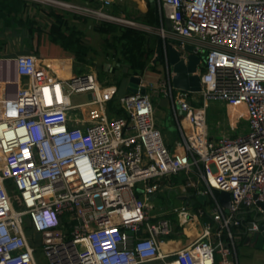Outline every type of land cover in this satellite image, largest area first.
<instances>
[{
    "label": "built area",
    "instance_id": "built-area-1",
    "mask_svg": "<svg viewBox=\"0 0 264 264\" xmlns=\"http://www.w3.org/2000/svg\"><path fill=\"white\" fill-rule=\"evenodd\" d=\"M55 1L77 14L131 23L102 10L112 0L98 8ZM156 1L170 22L161 36L191 43L204 64L200 106L189 91L159 86L183 111V143L167 147L148 91L119 94L97 73L59 75L51 60L19 54L15 77L0 79V264H39L38 249L48 264H234L230 227L246 209L253 213L246 231L264 230V0ZM78 94L87 101L73 103ZM114 97L123 115H109ZM209 100L242 105L247 131L210 138ZM85 106H94L89 115L74 113ZM181 171L195 173L193 186L202 181L207 196L228 191L231 205L224 212L213 197L206 211L216 229L207 222L193 240L162 253L173 223L150 197ZM172 211L182 228L204 214L181 205Z\"/></svg>",
    "mask_w": 264,
    "mask_h": 264
},
{
    "label": "crops",
    "instance_id": "crops-1",
    "mask_svg": "<svg viewBox=\"0 0 264 264\" xmlns=\"http://www.w3.org/2000/svg\"><path fill=\"white\" fill-rule=\"evenodd\" d=\"M137 6L141 12H145L147 9V0H137ZM29 3H26L25 0H0V62H14L15 58L19 54L24 53H32L38 57L45 58L51 60L52 66L56 69L59 75L64 74L65 70L70 71L74 69V58L67 53L66 51L60 49L59 47L55 46L52 43H48L47 40L40 41L38 43L37 40H34L29 33L24 31L25 29L21 26L20 23L17 22L16 18L25 11ZM31 8V7H30ZM33 8V6H32ZM166 27V25H165ZM170 39H163L160 38L158 41H161L164 44L171 43L176 41L172 39L170 36H167ZM39 44V45H38ZM189 47H193L190 43L188 44ZM39 51H38V50ZM200 57L201 55L197 53ZM156 57V52L155 56ZM154 58L151 60L150 64L155 63ZM157 62V61H156ZM161 65V67H159ZM157 67L160 69L159 72L150 70L146 68L144 72L141 74L142 83H145L148 88H151L154 91V96L158 97L159 94H162L164 97L168 99V101H164L160 103V99L155 104L153 103V113L156 125L159 127L164 142L170 150L179 149V144L183 143V137L181 133V129L179 127L180 121L182 120L183 112L179 111V106L173 105L172 99L169 95H165L161 88L159 87L162 81H165L166 86H168V81L165 74V68L163 66V61ZM70 69V70H67ZM164 69V70H163ZM201 71V70H200ZM96 73L95 71H92ZM163 74V75H162ZM124 78H122L123 80ZM104 80H111V77L104 78ZM121 85V86H120ZM118 87V93L123 94L127 93L128 91L125 89V84L120 82ZM120 88V89H119ZM202 100V98H201ZM196 101V100H195ZM221 104L224 105L226 108V118L229 122L230 132L221 129L217 126L210 129L209 136L212 139L220 137L222 134H229L231 136L237 135L240 132V128L247 131V120L245 117V110L244 107L238 106L239 110H236L235 107L227 105L223 101H219ZM194 104V102L190 101ZM217 106V104L215 105ZM207 109V108H206ZM217 111L216 107L211 110L210 114H214ZM235 112V114H234ZM206 119L208 123V130H209V121L207 117L206 111ZM214 126V125H213ZM0 164H1V155H0ZM184 172V171H183ZM182 172L177 173L175 175H171L162 180V185L160 191L157 192V195L154 199H152L153 204L156 207V212L161 213L162 210L167 209V205L162 202V204H156L155 199H158L162 193L165 192L168 188H174L178 190L179 193L186 192L188 189L186 187H191L196 193L197 191L204 190V184L201 182L197 183L198 185L193 186L192 183L196 181V174L195 173H186L188 181L191 180L190 185H184L173 181V176H179ZM195 175V178H194ZM174 183V185H173ZM191 191V190H190ZM175 197V196H174ZM163 206V207H162ZM162 207V208H161ZM209 211L211 207H206ZM211 217V215L209 214ZM207 223L206 220H203L201 216H197L192 222L185 223L184 227L179 229L176 235H184L185 238H173L168 240V242H173L171 246L163 247L161 243L160 251L162 253H169L171 251L177 250L187 244L189 241L193 240L199 233H201L203 225ZM182 227V226H181ZM32 235V233H31ZM234 239L236 242V247L232 250V258L234 260V264H264V248H257L254 244L247 241L245 243L244 238H241L240 235H235ZM166 260L164 259H156L149 261L143 264H166Z\"/></svg>",
    "mask_w": 264,
    "mask_h": 264
},
{
    "label": "trees",
    "instance_id": "trees-1",
    "mask_svg": "<svg viewBox=\"0 0 264 264\" xmlns=\"http://www.w3.org/2000/svg\"><path fill=\"white\" fill-rule=\"evenodd\" d=\"M75 3L87 4L92 7H100L102 2L101 0H67ZM27 3V2H26ZM111 4V3H110ZM122 11L124 17L133 21H140L148 25L157 27L165 26L164 23V14L163 11L159 8V5L156 0H147V9L145 12H141L138 8L128 9L126 5L122 6ZM69 15L57 11H48L47 16L51 18V22L47 30L40 28L38 26L29 25L28 33L30 36L37 40L38 43L41 41V35L44 33L46 36L45 41L52 43L60 49L66 51L74 58V68L77 72L86 71L85 68L80 65H87L92 63L93 59L96 56L103 55L105 58H110L115 60L121 65H126L128 70L126 72L121 70L122 76L116 82L117 85L120 84L121 79L125 78L132 74L141 75L146 68L150 70L159 72L158 65L162 62L157 61L153 64H150L151 60L155 56V43L160 37L154 34H146L142 30L119 24L116 22L108 20H92L86 15L77 14L74 12H69ZM17 22L25 28L28 21L25 22V19L22 20V17L19 16L16 18ZM92 21V22H91ZM34 22L32 19H29V23ZM33 24V23H32ZM89 30H92L95 33H98L101 36V47L98 49L95 45L89 43L86 40V35ZM36 31V33L34 32ZM39 45V44H38ZM38 50V49H37ZM39 51V50H38ZM118 67L114 66L111 72H114ZM164 70V69H163ZM106 74V75H105ZM107 73L98 67L97 77L103 83H110L106 78ZM109 78V77H107ZM108 113L109 115H123V109L119 106L117 98L114 97L108 102ZM181 176H178L177 183L186 185L188 182L187 174L181 171ZM175 176H173L174 178ZM195 178V175H194ZM188 191H193L191 187H186ZM218 190H214L216 194ZM215 205L214 198L208 194L206 202L204 204H197L194 209L201 208L204 210L202 214L203 220H206L213 225V228L216 229V224L209 216V213L206 211V207H212ZM239 214L238 216H240ZM244 218L239 217L240 224L238 226H231L230 229L235 235H240L241 238L246 236V227L250 220L253 218V213L250 209H246L242 214ZM178 229L182 227L177 225ZM31 227L28 224L26 226V231L31 235ZM173 235V234H172ZM222 239L229 242L226 235V230H222ZM236 240L234 239V247H236Z\"/></svg>",
    "mask_w": 264,
    "mask_h": 264
},
{
    "label": "rangeland",
    "instance_id": "rangeland-1",
    "mask_svg": "<svg viewBox=\"0 0 264 264\" xmlns=\"http://www.w3.org/2000/svg\"><path fill=\"white\" fill-rule=\"evenodd\" d=\"M27 3H29V5L27 8H25L24 13L19 16L22 17V20L25 19V22L28 21L25 26V30L26 33H28L29 29V25H33V26H38L40 28H43L44 30L48 29V26L51 22V18L49 16L46 15V13L48 11H57V12H61L64 13L65 15H69V12H72L71 10H69L66 7H62L61 5L55 3V2H51L49 0H25ZM53 1V0H52ZM67 1V0H65ZM71 2V1H70ZM137 0H112L111 4L108 6H104L102 8V10L104 12H107L111 15H114L117 18L120 19H126L124 17V13L122 11V6L126 5L127 8L133 9V8H138L137 6ZM33 6V8H32ZM31 7V8H30ZM75 13V12H74ZM90 19L92 20H102L101 17H98L96 15H90L88 16ZM29 19H32L34 22L29 23ZM108 21H112V22H116L119 24H123V25H128V26H132L135 28H138L140 30H142L143 32H145L146 34H154L157 35L160 38L163 39H170L169 37H167L168 35H165L164 37H162L161 35V25L154 27L151 25H148L146 23L143 22H138V21H133L130 20L131 23L127 24L125 23V21H114V20H109L106 19ZM129 20V19H126ZM92 22V21H91ZM33 23V24H32ZM164 33L167 32V26H164ZM36 33V31H34ZM41 35V41H44L46 39V35L44 33L40 34ZM86 40L95 45L98 49H100L101 47V36L98 33L93 32L92 30H89L87 35H86ZM115 60H112L110 58H105L103 55H98L94 57L93 62L92 63H88L87 65L84 64L80 65L81 67L85 68L86 71H95L96 73H98V67L99 69H102L105 73H107V76L105 77H111V80H107L108 82L115 84L117 86V88L119 87V85L116 84V82L119 80V78L122 76V71L123 68L126 65H121L120 63L116 64H112ZM116 66L118 67L114 72L112 71V68ZM159 67H161V65H159ZM69 70V69H67ZM65 74L68 73V71H64ZM77 72V70L74 68L72 70H70V72L68 74H73ZM106 75V74H105ZM163 75V74H162ZM15 77V68H14V63L13 62H0V79H12ZM121 84H122V79H121ZM121 86V85H120ZM120 89V88H119ZM148 93L150 94L151 100L152 102L155 104L156 102H158L159 100H157L158 98L161 100L160 103H163L164 101H168V99L166 97H164L162 94H159L158 97L154 96V91H152L151 88L147 89ZM190 95H189V101L194 102L195 106H200L203 101L201 100L202 95L199 92L196 91H189ZM72 102H84L87 101V97L85 94H78V95H73L71 98ZM196 100V101H195ZM217 104V106H215ZM178 104L176 103V106ZM216 107L217 111L214 114H210L211 110H213V108ZM94 109V106H85L83 107V110H81V108H77L74 113H76L77 115H81V114H85V115H89L90 111ZM226 108L224 107L223 104H221L220 102H218L217 100H209L208 101V105H207V117H208V121H209V132L211 128L216 127L217 129L218 127H220L223 130H226L227 132H230V126H229V122L227 121L226 118ZM236 110H239V107H235ZM81 112V113H80ZM235 114V112H234ZM214 125V126H213ZM240 132L245 133L244 130H242L240 128ZM181 176V175H179ZM178 176H175L173 178L174 182H177ZM174 185V183H173ZM219 192H223L224 190H218ZM175 189L174 188H168L165 190L164 193L161 194V196H159L158 199H155L156 204H162L165 203L167 205V209L166 210H162L161 214L164 217H168L172 223H173V233H171L169 236L167 237H163V240H166L163 247H168L171 246L173 244V242H168L169 239H171V237L173 238H185L184 235H176V233L178 232V228L176 227L178 225V220L176 218V214L172 211V207L174 205L179 206L180 203L175 199ZM163 207V206H162ZM161 207V208H162ZM194 211L196 212L197 210L194 209ZM31 233L33 234L32 230H30ZM173 234V235H172ZM29 235V234H28ZM36 257L38 260L39 264H48L47 260L45 259V257L43 256V253L40 249L36 250Z\"/></svg>",
    "mask_w": 264,
    "mask_h": 264
},
{
    "label": "water",
    "instance_id": "water-1",
    "mask_svg": "<svg viewBox=\"0 0 264 264\" xmlns=\"http://www.w3.org/2000/svg\"><path fill=\"white\" fill-rule=\"evenodd\" d=\"M164 23L167 27L170 26V22L164 19ZM156 57L154 62L163 61L165 68L166 78L172 89H180L184 91H200V77L199 73L202 70L204 64L202 58L194 52L193 47L181 46L179 41L171 43H162L158 41L156 44ZM113 65L116 64L114 61ZM124 72L128 70V67L123 68ZM122 82L125 84V89L129 93H145L147 86L142 83V77L138 74H132L125 77ZM179 111L183 112L179 109ZM157 193H154L150 199H154ZM213 197L223 207L224 212H228L231 205V194L228 191L214 193ZM175 199L181 206L187 209H194L197 204H204L207 199L206 193L202 191H186L179 193L175 190ZM264 207V203H259ZM176 206V205H174ZM140 232V231H139ZM245 243L249 241L257 248H264V230L262 227L258 231H246L244 238Z\"/></svg>",
    "mask_w": 264,
    "mask_h": 264
},
{
    "label": "bare ground",
    "instance_id": "bare-ground-1",
    "mask_svg": "<svg viewBox=\"0 0 264 264\" xmlns=\"http://www.w3.org/2000/svg\"><path fill=\"white\" fill-rule=\"evenodd\" d=\"M49 1H51V2H55V3H58L57 1H55V0H49ZM238 107V106H237ZM164 243H165V241L162 243V246L164 245Z\"/></svg>",
    "mask_w": 264,
    "mask_h": 264
}]
</instances>
